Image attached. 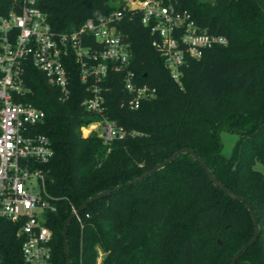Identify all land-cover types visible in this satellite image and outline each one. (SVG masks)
<instances>
[{
  "label": "trees",
  "instance_id": "16d2710c",
  "mask_svg": "<svg viewBox=\"0 0 264 264\" xmlns=\"http://www.w3.org/2000/svg\"><path fill=\"white\" fill-rule=\"evenodd\" d=\"M22 0H0V15ZM201 28L224 35L227 43L189 60L176 82L152 45L153 35L139 18L118 28L130 43V68L141 83L156 88L137 109L121 76L113 74L105 115L128 131L105 142L82 128L100 116L88 112L89 96L78 68L72 96L59 100L55 86L36 68L27 73L33 93L24 98L45 110L39 130L49 135L55 154L46 164L45 186L55 211L47 214L53 231L54 264H66V221L91 196L123 184L89 203L67 227L71 264H230L255 234L246 204L219 189L191 154L133 184L178 149H193L214 176L245 198L259 220L260 234L235 264H264V0H175ZM52 26L68 30L88 18L118 8L115 0H41ZM238 135L232 154H222L220 134ZM20 225L0 217V263L26 264ZM103 254L102 261L99 257Z\"/></svg>",
  "mask_w": 264,
  "mask_h": 264
},
{
  "label": "built area",
  "instance_id": "2783aa9c",
  "mask_svg": "<svg viewBox=\"0 0 264 264\" xmlns=\"http://www.w3.org/2000/svg\"><path fill=\"white\" fill-rule=\"evenodd\" d=\"M40 1L22 0L0 15V217L20 225L17 236L26 264H54L47 214L56 210L42 168L55 151L49 135L39 130L45 110L24 99L33 93L28 71H40L57 88L59 100L66 101L72 96V72L78 68L89 93L82 106L100 116L82 132L87 130L86 136L97 132L111 142L138 134L105 115L113 74L122 75L130 108L137 109L156 95V88L141 83L130 68V43L118 28L123 19L139 18L149 28L152 45L179 83L189 60L227 43L224 35L198 26L175 0H127L107 14L62 31L52 26ZM76 210L73 207V213ZM76 217L80 220L79 214Z\"/></svg>",
  "mask_w": 264,
  "mask_h": 264
},
{
  "label": "water",
  "instance_id": "95a60500",
  "mask_svg": "<svg viewBox=\"0 0 264 264\" xmlns=\"http://www.w3.org/2000/svg\"><path fill=\"white\" fill-rule=\"evenodd\" d=\"M182 153H189L192 155V157L198 162L200 163V165L203 167V169L205 170V172L207 173V175L209 176L210 180L219 188L221 189L223 192H225L226 194H228L229 196L242 200L248 210L250 211L253 220H254V224H255V234L253 235V237L246 243L244 244L233 256V258L231 259L230 264H235L237 262V260L239 259V257L251 246L253 245L259 234H260V226H259V220L258 217L256 216L251 204L243 197L237 195L235 192H233L230 188L226 187L224 184H222L213 174V172L207 167V165L203 162V160L201 159V157L191 148H187V147H183L178 149L176 152H174L171 156H169L168 158L164 159L163 161L157 163L156 165H154L153 167L149 168L148 170H146L145 172H143L142 174H140L139 176L127 181V184H133L137 181H140L141 179L151 175L152 173H154L155 171H158L159 169L165 167L168 163L172 162L175 158H177L180 154ZM123 186V184H120L118 186H116L113 189H107V190H103L97 194H95L94 196H91L90 198H88L81 206L80 208H78L76 210L75 213H73L71 215V217L66 221L65 226H64V230H63V238H64V252L66 254V264H71V258H70V252H69V246H68V241H67V227L68 225L71 223L72 219H74L76 217V215L80 214V212L91 202H93L94 200L103 197L105 195H107L108 193H111L113 190L119 189Z\"/></svg>",
  "mask_w": 264,
  "mask_h": 264
},
{
  "label": "rangeland",
  "instance_id": "374dc122",
  "mask_svg": "<svg viewBox=\"0 0 264 264\" xmlns=\"http://www.w3.org/2000/svg\"><path fill=\"white\" fill-rule=\"evenodd\" d=\"M115 1L120 5L121 3L126 2L127 0H115ZM84 133L87 134L88 133L87 130L83 131V134ZM220 137L223 142L222 154L225 157H229L232 154L234 147L237 143L238 135L235 133L228 132V131H222L220 134ZM255 169L261 171L264 174V164L259 163V162L256 163ZM102 257H103V254H101L99 257V263L102 261Z\"/></svg>",
  "mask_w": 264,
  "mask_h": 264
}]
</instances>
